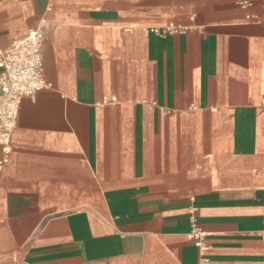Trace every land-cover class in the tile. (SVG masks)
<instances>
[{
  "label": "crops",
  "instance_id": "0c3cea01",
  "mask_svg": "<svg viewBox=\"0 0 264 264\" xmlns=\"http://www.w3.org/2000/svg\"><path fill=\"white\" fill-rule=\"evenodd\" d=\"M39 25L0 264H264V0H0V47Z\"/></svg>",
  "mask_w": 264,
  "mask_h": 264
},
{
  "label": "built area",
  "instance_id": "2783aa9c",
  "mask_svg": "<svg viewBox=\"0 0 264 264\" xmlns=\"http://www.w3.org/2000/svg\"><path fill=\"white\" fill-rule=\"evenodd\" d=\"M42 26L28 29L25 35L13 40L8 47H0V148L5 154L11 150V135L22 98L32 96L52 84L45 75L40 53ZM177 30L171 23L149 27V31L161 36ZM204 235L205 232L196 226L189 233L200 248Z\"/></svg>",
  "mask_w": 264,
  "mask_h": 264
}]
</instances>
